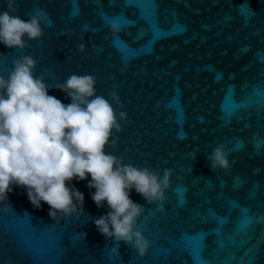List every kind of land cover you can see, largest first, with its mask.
I'll return each instance as SVG.
<instances>
[{
  "label": "water",
  "instance_id": "1",
  "mask_svg": "<svg viewBox=\"0 0 264 264\" xmlns=\"http://www.w3.org/2000/svg\"><path fill=\"white\" fill-rule=\"evenodd\" d=\"M35 5L48 14L45 35L23 50L0 43V75L31 55L33 74L64 104L58 84L94 75L97 94L115 90L127 112L106 152L173 175L162 212L130 191L145 208L136 225L150 242L144 257L122 241L111 250L98 232L90 217L109 209L93 202L90 175L69 184L84 214L58 222L11 185V207L0 204V264H264V0H18L15 14L27 21ZM217 143L228 171L209 167Z\"/></svg>",
  "mask_w": 264,
  "mask_h": 264
},
{
  "label": "clouds",
  "instance_id": "2",
  "mask_svg": "<svg viewBox=\"0 0 264 264\" xmlns=\"http://www.w3.org/2000/svg\"><path fill=\"white\" fill-rule=\"evenodd\" d=\"M17 2L4 0L0 43L23 50L29 41L45 35L42 25L48 14L35 5L25 13L29 17L25 21L15 14ZM87 31L88 25H82L81 32ZM75 47L81 54L87 51L83 40ZM11 63L7 78L0 75V204L11 207L7 203L11 185L23 186L34 208H40L41 202L49 206L48 215L54 222H58L57 217L74 214L79 218L84 214V197L69 184L90 175L88 187L95 189L93 202L98 209L106 202L109 209L98 218L90 217L98 232L112 241L111 250L117 251L122 241L144 257L150 242L136 225L145 208L134 203L129 194L135 189L148 204L156 206V212L164 211L173 170L136 167L106 152V146L117 144L116 134L122 131L127 112L117 110L124 105L115 90L109 92L110 99L97 94L94 75L72 73L58 84L56 88L71 100L64 104L48 95L43 75L33 74L37 61L31 55H22ZM225 153V145L217 143L207 155L213 172L231 169ZM173 156L168 153L169 159ZM78 236L86 240V233Z\"/></svg>",
  "mask_w": 264,
  "mask_h": 264
}]
</instances>
